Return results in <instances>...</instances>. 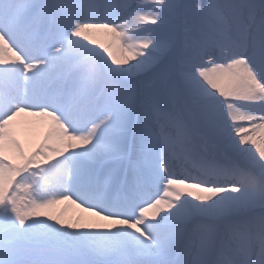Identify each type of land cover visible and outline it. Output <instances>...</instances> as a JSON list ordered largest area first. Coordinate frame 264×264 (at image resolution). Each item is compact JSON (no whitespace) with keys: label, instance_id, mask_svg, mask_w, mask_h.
<instances>
[{"label":"snow or ice","instance_id":"snow-or-ice-1","mask_svg":"<svg viewBox=\"0 0 264 264\" xmlns=\"http://www.w3.org/2000/svg\"><path fill=\"white\" fill-rule=\"evenodd\" d=\"M0 264H264V0H0Z\"/></svg>","mask_w":264,"mask_h":264},{"label":"bare ground","instance_id":"bare-ground-1","mask_svg":"<svg viewBox=\"0 0 264 264\" xmlns=\"http://www.w3.org/2000/svg\"><path fill=\"white\" fill-rule=\"evenodd\" d=\"M198 194L204 195V193H198ZM60 209H66L67 210L65 213V219H71L73 217V214L78 211V210L74 209L73 206H71V205H58L52 211H59Z\"/></svg>","mask_w":264,"mask_h":264}]
</instances>
